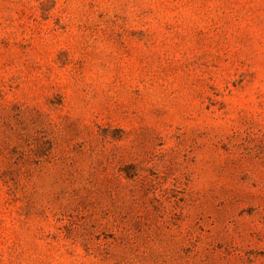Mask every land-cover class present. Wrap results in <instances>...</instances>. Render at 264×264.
I'll return each instance as SVG.
<instances>
[{"label":"rangeland","instance_id":"obj_1","mask_svg":"<svg viewBox=\"0 0 264 264\" xmlns=\"http://www.w3.org/2000/svg\"><path fill=\"white\" fill-rule=\"evenodd\" d=\"M0 264H264V0H0Z\"/></svg>","mask_w":264,"mask_h":264}]
</instances>
